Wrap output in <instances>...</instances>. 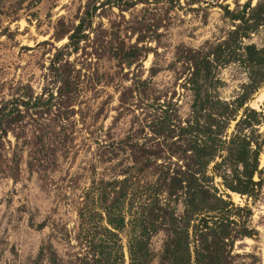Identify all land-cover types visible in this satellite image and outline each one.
Listing matches in <instances>:
<instances>
[{"label": "rangeland", "instance_id": "rangeland-1", "mask_svg": "<svg viewBox=\"0 0 264 264\" xmlns=\"http://www.w3.org/2000/svg\"><path fill=\"white\" fill-rule=\"evenodd\" d=\"M114 203L153 210L152 264L166 204L187 264L203 216L212 264H264V0H0V264L102 263Z\"/></svg>", "mask_w": 264, "mask_h": 264}, {"label": "trees", "instance_id": "trees-1", "mask_svg": "<svg viewBox=\"0 0 264 264\" xmlns=\"http://www.w3.org/2000/svg\"><path fill=\"white\" fill-rule=\"evenodd\" d=\"M92 9L93 7L87 12L89 18L92 17ZM75 38L76 36L72 34L69 39L72 42ZM165 180L166 179L164 178L160 186L167 190L166 192L169 195H172L173 191L170 190L173 188V184H166ZM191 188H194L193 185H189L188 189ZM159 190L160 189H155L154 191L157 192ZM187 194L189 195V193ZM207 195V191L200 188L201 198L205 200ZM193 200L194 199H191L190 202H193ZM106 202L107 201H105L104 198L103 203L106 204ZM220 202L225 204L223 201ZM115 204L116 203L104 205L103 207L104 218L108 227H98V229L100 228L102 230L101 232L102 235L105 236V239H99L97 244L91 242L92 249L95 251L98 250L103 262L100 263V260H96L94 264H125L119 233L126 227L129 228V237L127 241L128 264H152L155 257L151 250V239L158 232L157 226L154 222L153 215L155 214L153 213V210H149L146 215H140L130 220H126V218L121 215V211L118 210V205ZM230 205L232 206L233 203H230ZM158 209L162 214L160 218L168 226V229L166 230L167 241L164 244L163 252L158 264H187L186 258L190 256L188 253L190 230L187 227V223L183 222L182 218H178L176 210L168 204L164 207L158 206ZM245 212L248 217H251V210L246 209ZM215 219L216 223L210 221L208 217L203 216L199 222L192 227L191 233L200 243L199 247L194 250L195 264H212V260L214 261L215 259L219 261V256L216 254L215 257L212 256V246L217 244L214 240L220 238V243L223 244L221 238L224 236L228 237L230 234L227 233V226L222 225L221 223L218 224V217ZM238 234L243 237L254 236V234L249 233L245 229L242 233L239 232ZM181 255L182 259H180ZM54 256V253L50 254L49 264H58L57 259ZM184 258L185 261L182 262Z\"/></svg>", "mask_w": 264, "mask_h": 264}]
</instances>
